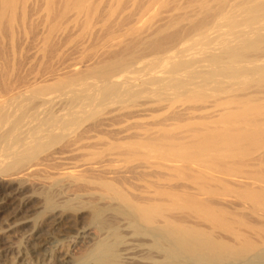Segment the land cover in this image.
<instances>
[{
	"label": "bare ground",
	"instance_id": "6f19581e",
	"mask_svg": "<svg viewBox=\"0 0 264 264\" xmlns=\"http://www.w3.org/2000/svg\"><path fill=\"white\" fill-rule=\"evenodd\" d=\"M24 1L0 0V179L59 187L71 201L59 207L47 189L40 218L67 225L49 230L35 219L30 258L264 264V0H41V24L28 11L19 18ZM28 23L53 42L26 67L82 31L72 47L92 54L27 76L13 38ZM144 96L153 102L99 115L109 102ZM116 120L128 126L116 129ZM168 169L197 191L180 192ZM86 209L82 225L65 218ZM62 240L82 252L68 258Z\"/></svg>",
	"mask_w": 264,
	"mask_h": 264
},
{
	"label": "rangeland",
	"instance_id": "374dc122",
	"mask_svg": "<svg viewBox=\"0 0 264 264\" xmlns=\"http://www.w3.org/2000/svg\"><path fill=\"white\" fill-rule=\"evenodd\" d=\"M26 2H27V0H26ZM18 6L20 8L17 7L18 11L16 10V13L19 16L21 15L20 17L18 16L19 18H22V16H24V12L28 11L26 13L27 17H29V19H34L36 24L38 22L40 24L44 23V21L47 20L46 19L47 17H45L46 12L42 11L44 9V7H43L41 0L40 1L39 0H36V1L35 0H28V3H26V4L24 1V2H21V4H19ZM22 7H24V9ZM32 7H34L35 10ZM19 10H21V11L19 12ZM32 10L34 12H32ZM50 22L51 21H48V23H50ZM63 28H65V25L63 27H61L59 30H62ZM23 29L21 28L20 31ZM20 31H18L19 33L17 32L16 37L13 38V41L15 44L14 46L17 47L16 48L17 53H16V62L15 63H16V67L20 68V69L22 68V73H24L27 76H29L30 73H32L33 77L35 76V74H37L36 76H40V75L42 76L43 74L48 75L51 73V71L53 72L54 67L56 68L58 66V64H57V63H59L58 60L62 59V61H63L67 58L68 59L71 58L73 60H75V59L81 60L83 58L86 60V58H85L86 55L88 57V55L91 53V52L90 53L86 52V53H88V54H86V53L82 52L83 51L82 48L79 49V48L72 47L74 42H78V41L84 39L85 36H87V35H85V32H87V31H85L84 33H82L83 32L82 31L79 34H77L76 37L74 36L72 38H67V39L63 38L60 41H57L56 46L59 49V53L57 55H56V53L52 54L48 58H45L43 61H40L39 60L40 58L37 59L38 58L37 57V58H35L36 59L35 61H31L30 65L28 64L29 66L27 65V67H26L25 64H27V63H25V62L27 61V59L29 57H31V55L34 52H36V49L38 50L40 48H48L49 44L52 45L51 43L53 42V40H52L53 38L51 37V40L49 39L50 36H48L49 32L47 33V31H45L46 33H44V34H39V30L37 29V27L34 28V25H30L29 23L27 25L26 30H23L21 32ZM24 31H26V33H27V35H25V36L23 35L25 33ZM6 35H7V32H6ZM80 35H82V36H80ZM21 36L22 37L24 36V38H22ZM26 36H27V38H26L27 41L25 43L24 40H25ZM47 37H49V38H47ZM81 37H83V38H81ZM9 38L10 37H8V40L11 41ZM46 38H47V40H46ZM33 50H35V51H33ZM32 60H34V59H32ZM56 61H58V62H56ZM27 70H29V71H27ZM32 75L30 74V76H32ZM145 97H147V98H145ZM149 97H151L154 101H156L158 99V98L155 99V96L149 95ZM149 97L148 96L139 97L141 100L139 98H135L133 101L132 100L129 101L130 99L128 100L127 98L125 100H120V101L118 100L117 102L112 101L113 104L111 102H109L107 105L104 106V108L102 107L100 109L101 113L99 112L100 114L99 113H97V114L104 115L106 113H110L111 111H116V110L120 109V107H121V109L125 108L124 106H126L127 108L133 109L134 107H136V104L140 105L144 102H147L144 100H148V102H153V100L151 98H150L151 99L150 100ZM143 98H145V99H143ZM121 101H126L125 103H127L128 106L124 102L121 103ZM131 102H132V104H131ZM172 102L176 103L177 100H174ZM180 102H181V104H179ZM118 103H120V104H118ZM109 104H110V108H107V106L109 107ZM121 104H123L124 106ZM182 104L184 105V100L183 101L181 100V101L176 103L177 106H181ZM112 105H114V106L112 107ZM133 105H135V106H133ZM99 117H101V116H99ZM122 121L116 120V129L120 128L122 125H125V121L124 122H122ZM125 126H128V125L126 124ZM109 134L110 133H108L106 136H104L106 141H110V138H109L110 135ZM117 137H119V136L116 135L115 138H117ZM111 141H112V139H111ZM114 144H116V143L114 142ZM259 151H260L259 149H255V150H252L251 153L257 154ZM241 169H242L241 163L236 162V161L232 162V169H231L232 172L237 173ZM166 173L168 175L170 174L169 176H174V178L178 184V187H179L178 189L180 190V192H184L183 190H187L191 193H192V191H197V185L195 183H193L191 180L187 179L186 178L187 176H181L180 174H177V179H178L177 180L175 177V173L170 172V169L166 170ZM13 181L10 182L8 180L0 179V242L3 243L5 241H9V243L7 242V245L11 246V251L8 252V254L6 253L7 256L5 255V258L3 257L2 261L5 264H51V262L53 260L51 258H47L46 260H39L36 258H30V255L28 253L29 250L26 249V247H28V245L31 243H35L34 240L31 239V234H30L33 230L32 224L37 220V218H38V220L42 219L40 217H42V215H43L42 213L45 210V205H43L45 203H43V201L45 199L44 198L45 193L48 192L47 189L48 190L54 189L55 197H56V203L59 207H62V208L64 207L67 209V207L71 201L68 200L69 197H66L64 195V193H62V191H63L62 188H59V187H52V188L51 187H49V188L44 187L43 188L40 184L36 185L33 183H29V182L25 183L24 180H23L24 182L21 180L23 183H21V181L18 179L13 180ZM16 181L17 182L19 181L21 184L19 182L17 183ZM20 186H21V188H20ZM4 192H5V194H4ZM226 194H230V193H226ZM81 200H83L82 203L83 202L88 203V199H81ZM28 203H30V204H28ZM23 204L30 205L31 210H30V208L20 210V208ZM83 206L86 207L84 205V203H83ZM86 208L89 209L88 207H86ZM87 209L85 210V212L80 213V214H77L76 212L69 210V212H67V214L65 215V218H67V217L71 218L72 217V223L74 226L82 225L83 222H85V220L88 221L90 218V212ZM183 212L192 216L191 210L186 209V210H183ZM78 216H80L81 219L79 217L78 220L74 221L75 219L78 218ZM46 218H48L47 215H45L44 218L42 219L44 221H41V226L46 224L47 226L45 225L44 228H47L49 230H54L58 226L63 228L65 225H67V224H64V225H58L57 224L55 226V223L52 222L54 224V226H53V224L51 222H48L49 219L47 220ZM77 221H79V222L75 223ZM238 227H239V229L241 228V230L244 229L242 226H238ZM58 234H59V232H57L56 234L54 233V237H48L47 236V237H45V240L46 239L50 240L51 238L53 240L54 238H56L58 236ZM64 241H67L66 242L67 244H69V242H70L69 239L64 240ZM47 245H49V244H47ZM56 245H57V247L58 246L61 247L62 252H64V254H66L67 257H68V255L73 256V255H77V254L81 253L82 252L81 247H83L82 246L83 244L76 246V245H73L72 242L70 243V247L69 246L63 247V245H64L63 240H62V244H60V242H58ZM58 253L59 252H57V254ZM42 258H45V257H42Z\"/></svg>",
	"mask_w": 264,
	"mask_h": 264
}]
</instances>
